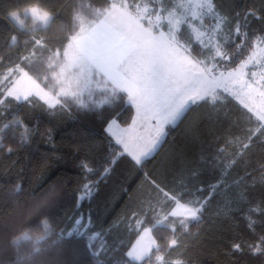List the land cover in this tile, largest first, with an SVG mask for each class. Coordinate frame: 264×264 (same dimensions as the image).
Masks as SVG:
<instances>
[{
  "label": "trees",
  "instance_id": "obj_1",
  "mask_svg": "<svg viewBox=\"0 0 264 264\" xmlns=\"http://www.w3.org/2000/svg\"><path fill=\"white\" fill-rule=\"evenodd\" d=\"M209 1L221 19L224 67L234 68L264 40V0ZM109 3L0 0V264H264V127L232 98L191 104L136 164L105 131L111 120L126 127L133 118L123 92L59 96L53 106L6 95L14 78L2 77L14 68L56 95L48 58L77 33L78 16L94 21L92 11ZM31 6L51 14L47 25L9 18ZM178 37L194 58L206 56L185 25ZM177 202L197 216H170ZM44 215L53 228L42 251L32 256L31 242L13 247L12 237ZM144 229L155 245L130 261Z\"/></svg>",
  "mask_w": 264,
  "mask_h": 264
},
{
  "label": "rangeland",
  "instance_id": "obj_2",
  "mask_svg": "<svg viewBox=\"0 0 264 264\" xmlns=\"http://www.w3.org/2000/svg\"><path fill=\"white\" fill-rule=\"evenodd\" d=\"M159 1L154 7L149 0L135 5L127 0H109L108 7L92 11L96 20L78 16L77 33L70 37L62 52L47 61L54 69L51 76L58 84V93L52 94L28 73L14 68L2 77L3 80L14 78L6 95L16 100L33 95L52 106L59 96L80 97L92 91L118 90L128 101H136L135 106L140 109L161 111L163 118L183 103L188 102L189 106L201 100L214 103L228 96L264 127V40L255 39L237 66L226 69L223 61L227 56L219 38L221 19L210 1L171 0L168 8ZM48 14L31 6L11 13L9 18L22 27L24 17L29 16L43 27L50 21ZM181 25L186 26L193 41L206 51L203 59L194 58L180 41ZM120 126L117 123L116 127ZM145 127L143 124L141 130ZM153 128L158 129L157 125ZM110 134L119 140L123 152H139L141 156L148 154L156 133L149 130L145 137L137 138L129 133L123 138L129 142L127 145L120 144L118 133ZM196 212L177 202L171 214L190 220L197 216Z\"/></svg>",
  "mask_w": 264,
  "mask_h": 264
},
{
  "label": "crops",
  "instance_id": "obj_3",
  "mask_svg": "<svg viewBox=\"0 0 264 264\" xmlns=\"http://www.w3.org/2000/svg\"><path fill=\"white\" fill-rule=\"evenodd\" d=\"M149 90L151 92H154L153 91L154 89H149ZM145 92H148V89ZM159 95L160 94H158L157 96H159ZM157 96H154V97H157ZM127 103L132 106L133 111H134L133 118H132L130 124L127 127L121 128V126H120L118 128V127H116L117 123H115L114 120L109 121L110 123L108 122L109 124L106 125L105 131L116 144H119L118 143L119 140H115V138H113L110 133H118L119 134L118 138H121L120 144L123 142L124 145L129 144V142L123 141V138L128 137L129 133H130V135L133 133L132 135L135 138L139 137L140 135H143L145 137V133L149 130H153V132L156 133L154 135L155 136V138H154L155 143H152V142H151V144L149 143L150 148L147 152L148 154H143L140 156V153L137 152L138 153V156H137V153L132 152V151H130V153L124 152L136 164H140L144 159H146L147 157H149L150 155L153 154V152L156 150V148L159 146V144L161 143V141L164 138L165 127L168 125L176 124V122L183 115V113L186 111V109L189 107V104H190L187 102L186 104L183 103V105H181V108H178L179 106L172 108L171 111H168L169 116L168 117L166 116L163 118V115H162V113H160L161 111H159V110L154 111L153 108H151L150 110H143V108L140 109L138 106H135L136 101L133 102V100L131 102L127 100ZM159 115L161 118H159ZM143 124H146L147 127H145L144 129L141 130V127L143 126ZM156 125H157L158 129L153 128ZM159 133H161V134H159ZM148 137H149V135H148ZM145 143H148V142H145ZM179 204H181V203H179ZM175 206H176V204H175ZM175 206L173 207V209L175 208ZM173 209L170 212V216H173L171 214ZM173 217H175V216H173ZM154 245H155L154 239L151 236L149 229H144L140 232L137 239L134 241V243L132 244V246L128 250V252H132V257H128V255H127V258L130 261L139 262V261H141V259L145 258L148 255V253L152 250ZM136 256H140L139 261H137L135 259Z\"/></svg>",
  "mask_w": 264,
  "mask_h": 264
},
{
  "label": "clouds",
  "instance_id": "obj_4",
  "mask_svg": "<svg viewBox=\"0 0 264 264\" xmlns=\"http://www.w3.org/2000/svg\"><path fill=\"white\" fill-rule=\"evenodd\" d=\"M48 15H51L50 13ZM53 228L52 220L49 216H42L38 222L29 227H25L16 236L12 237L11 243L13 247H16L20 242H31L32 253L31 255H37L42 251L40 245L49 239V234ZM31 259V256L28 257Z\"/></svg>",
  "mask_w": 264,
  "mask_h": 264
},
{
  "label": "snow or ice",
  "instance_id": "obj_5",
  "mask_svg": "<svg viewBox=\"0 0 264 264\" xmlns=\"http://www.w3.org/2000/svg\"><path fill=\"white\" fill-rule=\"evenodd\" d=\"M84 198H85V197H84L83 195L80 197V199H84ZM88 198H89V199L91 198V193L88 194ZM127 255H128V257H132V252H128ZM135 259H136L137 261H139V260H140V256H136Z\"/></svg>",
  "mask_w": 264,
  "mask_h": 264
}]
</instances>
